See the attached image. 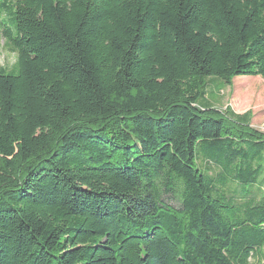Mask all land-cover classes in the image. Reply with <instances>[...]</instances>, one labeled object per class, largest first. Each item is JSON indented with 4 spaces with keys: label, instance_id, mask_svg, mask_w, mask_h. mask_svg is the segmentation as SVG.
Segmentation results:
<instances>
[{
    "label": "trees",
    "instance_id": "obj_1",
    "mask_svg": "<svg viewBox=\"0 0 264 264\" xmlns=\"http://www.w3.org/2000/svg\"><path fill=\"white\" fill-rule=\"evenodd\" d=\"M0 31V264L264 254V132L205 101L264 80V0H0Z\"/></svg>",
    "mask_w": 264,
    "mask_h": 264
},
{
    "label": "rangeland",
    "instance_id": "obj_2",
    "mask_svg": "<svg viewBox=\"0 0 264 264\" xmlns=\"http://www.w3.org/2000/svg\"><path fill=\"white\" fill-rule=\"evenodd\" d=\"M5 16V15H4ZM16 53L5 45V38L0 31V71L12 70L16 64ZM208 80L205 101L218 107L231 106L236 113L249 111L252 115V126L264 132V80L255 76H237L231 84L213 77ZM165 199L178 205V199L166 195ZM251 264H264V254L252 258Z\"/></svg>",
    "mask_w": 264,
    "mask_h": 264
}]
</instances>
